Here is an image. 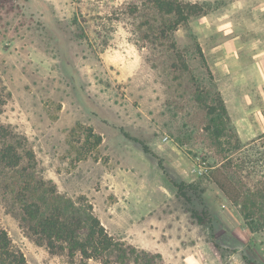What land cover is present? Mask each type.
I'll return each mask as SVG.
<instances>
[{"label": "rangeland", "instance_id": "rangeland-1", "mask_svg": "<svg viewBox=\"0 0 264 264\" xmlns=\"http://www.w3.org/2000/svg\"><path fill=\"white\" fill-rule=\"evenodd\" d=\"M177 1L187 19L161 35L171 16L151 0H0V126L33 152L21 163L85 195L108 232L137 248L127 264H144L141 251L150 264H264V228L250 231L210 178L222 163L264 204L263 101L226 107L212 75L210 44L228 37L243 5ZM219 98L227 120L217 131ZM87 127L102 137L90 151ZM10 175L0 162V225L13 246L30 264H78L27 235L5 192ZM173 181L190 185L188 201Z\"/></svg>", "mask_w": 264, "mask_h": 264}, {"label": "trees", "instance_id": "trees-1", "mask_svg": "<svg viewBox=\"0 0 264 264\" xmlns=\"http://www.w3.org/2000/svg\"><path fill=\"white\" fill-rule=\"evenodd\" d=\"M153 8L157 13L171 16L164 26H158L161 35L165 32V25L173 31L177 25L187 19V11L180 1L177 0H151ZM166 20V18H164ZM170 19V20H169ZM164 20V21H165ZM172 48L177 52L175 44ZM203 57V55H201ZM187 69L185 63L181 66ZM171 66H175L172 63ZM222 99H218V106L213 105L211 111L218 110L216 130L223 128V121L227 120L225 106ZM213 122V119H210ZM0 143V162L11 171L9 182L5 186V192L11 194V198L18 207V218L21 227L25 230L35 243L45 246L51 254L65 255L69 260H78V264H86L88 260H98L102 264H127L135 255L138 262L137 248L126 240L113 235L101 223L94 213L93 205L85 195L69 196L58 191L56 185L51 180L39 177L35 173L34 167L21 163L26 159L28 163L34 162V154L31 150L19 151L24 148L19 142L10 139L8 131L2 132ZM85 143L90 151L98 147L102 142V137L94 133L92 128L85 129ZM217 138L221 132L215 134ZM142 144V143H141ZM145 152H149L146 145L142 144ZM31 164V163H30ZM31 167V168H30ZM211 180L223 192L225 197L233 204L239 206L245 223L250 231H257L264 228V204L257 205L255 199L249 198V191L243 193L239 181L222 167V163L210 171ZM177 187L176 195L189 200L185 188L190 185L185 182H175ZM200 200V199H199ZM203 206V201L200 200ZM204 208V207H203ZM256 209V211H254ZM206 214V209L201 213ZM258 213V218L252 217ZM196 214H199L198 216ZM191 215L203 222V217L196 210L191 211ZM142 255V262L150 264L152 256L145 252ZM159 256V255H157ZM0 264H30L24 253L13 246L11 238L5 228L0 225Z\"/></svg>", "mask_w": 264, "mask_h": 264}, {"label": "crops", "instance_id": "crops-1", "mask_svg": "<svg viewBox=\"0 0 264 264\" xmlns=\"http://www.w3.org/2000/svg\"><path fill=\"white\" fill-rule=\"evenodd\" d=\"M238 1L228 37L210 44L212 75L226 107H247L257 94L264 106V0Z\"/></svg>", "mask_w": 264, "mask_h": 264}, {"label": "built area", "instance_id": "built-area-1", "mask_svg": "<svg viewBox=\"0 0 264 264\" xmlns=\"http://www.w3.org/2000/svg\"><path fill=\"white\" fill-rule=\"evenodd\" d=\"M206 171V170H205ZM200 173H202L201 169L199 170Z\"/></svg>", "mask_w": 264, "mask_h": 264}]
</instances>
